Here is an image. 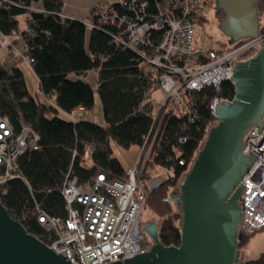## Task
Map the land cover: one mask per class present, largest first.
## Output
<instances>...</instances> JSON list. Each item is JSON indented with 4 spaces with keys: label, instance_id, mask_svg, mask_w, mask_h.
Returning a JSON list of instances; mask_svg holds the SVG:
<instances>
[{
    "label": "trees",
    "instance_id": "trees-1",
    "mask_svg": "<svg viewBox=\"0 0 264 264\" xmlns=\"http://www.w3.org/2000/svg\"><path fill=\"white\" fill-rule=\"evenodd\" d=\"M9 1L13 4L0 5V30L6 36H12L13 30L23 24L33 30L26 42L33 48L32 70L45 99L29 92L19 66L6 69L0 63V114L16 129L24 123L41 137L38 150H28L17 160V172L26 183L20 179L10 181L1 200L3 205L30 234L47 244L35 208L39 206L55 216L66 214L61 189L69 169L72 167L82 183H88L100 171L113 179H123L126 169L114 157V144L126 150L142 147L145 138H151L159 126L141 178L144 183L150 181L158 168L169 174L160 187L147 189L145 209L163 218L158 225L160 243L179 246L183 213L180 205L175 203L174 209L169 199L172 192H179L209 130L218 123L210 113L211 101L232 97L234 86L224 82L220 92L210 87L193 92L192 105L198 119L192 123L179 117L172 107L154 108L152 92L156 88L152 79L144 77L147 66L135 51L99 30L91 32L86 46V24L60 17L64 0ZM32 2H41L44 12H28L26 8ZM203 22L201 16L199 23ZM92 71L96 72L94 85L84 79ZM96 93L101 98L105 126L89 118L78 122L60 118L61 113L70 114L78 108L91 113ZM251 238L240 234L238 248L247 246ZM235 264H264V252L255 260Z\"/></svg>",
    "mask_w": 264,
    "mask_h": 264
},
{
    "label": "built area",
    "instance_id": "built-area-1",
    "mask_svg": "<svg viewBox=\"0 0 264 264\" xmlns=\"http://www.w3.org/2000/svg\"><path fill=\"white\" fill-rule=\"evenodd\" d=\"M204 1L105 0L92 9L89 20L84 22L89 31L105 32L120 45L135 51L147 66L144 77L152 79L154 87L165 94L158 108L172 107L179 117L192 123L198 119L192 93L207 87L220 92L224 82L234 86L235 61H250L264 46L262 30L258 39H242L227 45L224 51L197 46L194 35L203 16ZM3 4L13 3L0 0V5ZM26 10L44 12L41 2H32ZM60 17L72 19L63 9ZM33 33L24 24L13 30L12 36L0 30V54L7 52L6 62L16 53L32 68L33 48L27 44L26 37ZM84 79L91 84L89 74ZM235 94L234 86L232 97L214 98L210 103L211 115L215 118L217 105L232 102ZM86 113L84 108H78L68 115L78 122ZM259 129L260 125L251 127L244 139V152L258 156L240 178L245 189L240 198L239 233L244 236L264 229V117L261 132ZM158 132L159 126L151 138H145L141 151L148 149L146 156L142 157L141 152L135 165L126 169L123 179H113L109 173L100 171L88 183H82L71 167L61 189L64 216L51 215L36 206L38 223L53 251L68 257L71 264L123 263L125 259L150 251L153 243L141 231V219L147 189H157L159 181L153 178L144 183L141 177ZM40 141V135L32 127L23 123L16 129L0 114V202L7 194L10 181L20 179L26 183L17 172L16 162L28 150H38Z\"/></svg>",
    "mask_w": 264,
    "mask_h": 264
},
{
    "label": "water",
    "instance_id": "water-1",
    "mask_svg": "<svg viewBox=\"0 0 264 264\" xmlns=\"http://www.w3.org/2000/svg\"><path fill=\"white\" fill-rule=\"evenodd\" d=\"M264 0H215L217 26L232 46L257 38ZM258 39V38H257ZM235 99L219 103L212 127L179 192L171 202L182 209L181 243H160L158 223L148 221L141 231L152 240L150 251L115 264H235L242 256L237 240L242 219L240 178L258 157L244 152V139L264 117V46L247 62H236ZM46 243L30 234L0 202V264H71Z\"/></svg>",
    "mask_w": 264,
    "mask_h": 264
},
{
    "label": "rangeland",
    "instance_id": "rangeland-1",
    "mask_svg": "<svg viewBox=\"0 0 264 264\" xmlns=\"http://www.w3.org/2000/svg\"><path fill=\"white\" fill-rule=\"evenodd\" d=\"M213 7H215L213 0L212 1L209 0V8L206 9L207 10L206 18H204V22L202 24L199 23L200 25L195 31L194 43L200 47L224 51L226 50L228 45V40H227L228 38L217 27L220 21L222 20V18L215 17L214 14L215 8ZM24 18L25 16H22L20 20L23 21ZM261 23L264 24V5L261 14ZM90 34L91 31L88 30L87 36L89 37ZM6 55H7L6 51L0 54V63L6 69H9L12 65L18 64L24 74V78L26 80L29 92L33 96L39 97L40 99L44 100L45 96L40 89L39 79L37 75L33 72L32 68L29 65H27L25 62H23L22 59L19 57V55H17L16 53L11 55L12 60L10 62L5 61ZM165 98H166L165 94L161 89H156L154 92H152V102L154 108L157 109L159 107V104L163 100H165ZM95 101H96L95 108L92 110L89 119L92 120L94 123L98 124L99 126H105V119H104L103 108L101 105V98L98 93H96L95 95ZM60 118L67 121L72 120V118L66 113H61ZM141 150H142L141 147L139 148L135 147L126 150L114 144V156H117L119 159H121L125 166H128L133 162L136 163L142 152ZM147 151L148 149H146L145 152L147 153ZM167 174H169V172L166 169L158 168L156 170V174L154 178L158 179L159 187L161 182L166 178ZM172 206L174 207V209H176L175 202H172ZM148 221H154L158 223V225H160L163 221V218L157 216L153 211L149 209H144L142 213L141 224L146 225ZM250 237L252 238L249 244L239 249L242 253L241 259L239 260L240 262L255 260L264 252V230L259 231L253 235H250ZM148 241L150 242L152 241L150 237H148Z\"/></svg>",
    "mask_w": 264,
    "mask_h": 264
},
{
    "label": "crops",
    "instance_id": "crops-1",
    "mask_svg": "<svg viewBox=\"0 0 264 264\" xmlns=\"http://www.w3.org/2000/svg\"><path fill=\"white\" fill-rule=\"evenodd\" d=\"M104 1L105 0H64L63 10L65 14H67L69 17L72 18V20L86 22L90 18L92 9L96 7L97 5L103 3ZM261 25L264 26V24L262 23ZM89 40H90V36L89 37L86 36V46H88ZM89 80L91 81L93 85L95 84L96 82V72L95 71H92L89 73ZM90 115L91 113H86L83 118L88 119ZM135 147L139 148V146H134L132 148H135ZM114 157H116L121 162V164L124 166L125 169L132 167L135 163L133 162L132 164L125 166L121 159H119L117 156H114Z\"/></svg>",
    "mask_w": 264,
    "mask_h": 264
},
{
    "label": "flooded vegetation",
    "instance_id": "flooded-vegetation-1",
    "mask_svg": "<svg viewBox=\"0 0 264 264\" xmlns=\"http://www.w3.org/2000/svg\"><path fill=\"white\" fill-rule=\"evenodd\" d=\"M212 1V0H211ZM213 2H214V4H215V0H213ZM209 8V0H205L204 1V4H203V7H202V10H203V17L204 18H206V12H207V10L206 9H208ZM211 9V8H210ZM214 14H215V17L216 18H222L223 19V17H224V14L223 13H221L220 15H217V12H216V10H214ZM222 21V20H221ZM220 21V22H221Z\"/></svg>",
    "mask_w": 264,
    "mask_h": 264
}]
</instances>
